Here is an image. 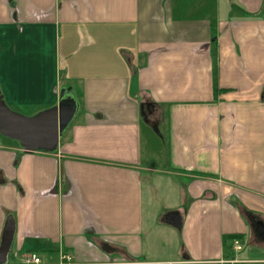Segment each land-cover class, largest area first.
Instances as JSON below:
<instances>
[{
  "label": "crops",
  "instance_id": "1",
  "mask_svg": "<svg viewBox=\"0 0 264 264\" xmlns=\"http://www.w3.org/2000/svg\"><path fill=\"white\" fill-rule=\"evenodd\" d=\"M65 94L53 151L0 135L5 264H264V0H0L2 105Z\"/></svg>",
  "mask_w": 264,
  "mask_h": 264
},
{
  "label": "water",
  "instance_id": "2",
  "mask_svg": "<svg viewBox=\"0 0 264 264\" xmlns=\"http://www.w3.org/2000/svg\"><path fill=\"white\" fill-rule=\"evenodd\" d=\"M76 111L75 100L62 95L56 108L46 110L33 117L13 113L0 102V135L18 142L28 153L50 152L56 149L60 135L67 128ZM163 221L181 228L177 213H169ZM13 223L7 222L0 245V264L6 263V256L13 236ZM256 231L264 236V226L257 223Z\"/></svg>",
  "mask_w": 264,
  "mask_h": 264
},
{
  "label": "built area",
  "instance_id": "3",
  "mask_svg": "<svg viewBox=\"0 0 264 264\" xmlns=\"http://www.w3.org/2000/svg\"><path fill=\"white\" fill-rule=\"evenodd\" d=\"M232 249L235 252H240L242 250V246L237 239L232 240ZM220 263L221 264H224V263L233 264L235 263V261H221ZM19 264H49V263H45L40 257L36 255H28V256H25ZM56 264H74V263L72 262V258L70 255L62 254L61 261Z\"/></svg>",
  "mask_w": 264,
  "mask_h": 264
},
{
  "label": "rangeland",
  "instance_id": "4",
  "mask_svg": "<svg viewBox=\"0 0 264 264\" xmlns=\"http://www.w3.org/2000/svg\"><path fill=\"white\" fill-rule=\"evenodd\" d=\"M141 127L143 128V131H145V128L143 127V124L141 125ZM241 246H242V249L245 250V249H247L250 246V242L248 240H245V241L242 242Z\"/></svg>",
  "mask_w": 264,
  "mask_h": 264
},
{
  "label": "trees",
  "instance_id": "5",
  "mask_svg": "<svg viewBox=\"0 0 264 264\" xmlns=\"http://www.w3.org/2000/svg\"><path fill=\"white\" fill-rule=\"evenodd\" d=\"M229 238H239V237H236V236H235V237H229Z\"/></svg>",
  "mask_w": 264,
  "mask_h": 264
}]
</instances>
